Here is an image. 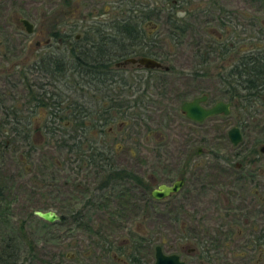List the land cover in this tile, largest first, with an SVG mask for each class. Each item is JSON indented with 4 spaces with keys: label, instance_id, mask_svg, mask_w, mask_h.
<instances>
[{
    "label": "flooded vegetation",
    "instance_id": "1",
    "mask_svg": "<svg viewBox=\"0 0 264 264\" xmlns=\"http://www.w3.org/2000/svg\"><path fill=\"white\" fill-rule=\"evenodd\" d=\"M78 1L57 2L47 24L43 20L35 27L25 13L18 15V27L2 30L0 80L12 79L16 88L3 85L0 91L15 95L22 126L39 131L49 124L54 131L30 145L18 140L20 161L44 146L50 147L47 153L61 149L64 154H50L48 163L36 161L38 172L51 162L77 175L71 188L93 192L84 202L98 208L97 247L93 261L80 264H264V138L241 135L231 142L228 128L237 125L241 131L240 119L216 135L197 130L207 118L230 113L236 103L245 109L229 93L241 88L247 62L263 61L260 19L255 14L247 23L246 0H163L159 6L131 0L111 15L108 9L105 16L79 14L78 8L71 16L60 14ZM152 17L165 23L159 26ZM144 58L159 65L148 66ZM173 77L197 82L217 77L227 95L213 98L209 88L198 86L177 104L166 89L151 92L152 79L162 83ZM196 95L205 96V107L229 101L230 110L194 120L181 104ZM163 100L175 110L166 129L178 122L179 135H153L147 125L143 113L151 104L161 107ZM218 127L225 129L224 119ZM65 184L40 182L34 192L62 196L58 192ZM40 202V209L61 216L44 221L69 218L53 203ZM109 223L142 226L127 224L112 233ZM22 246L29 250L22 243L19 254Z\"/></svg>",
    "mask_w": 264,
    "mask_h": 264
},
{
    "label": "rangeland",
    "instance_id": "2",
    "mask_svg": "<svg viewBox=\"0 0 264 264\" xmlns=\"http://www.w3.org/2000/svg\"><path fill=\"white\" fill-rule=\"evenodd\" d=\"M61 0H0V35L4 30H9V27L17 25V17L19 14L28 13L31 15V18L34 22L35 27H39L40 23L43 20L51 19L52 11L54 6H57V2L59 3ZM75 0H72L71 4ZM131 0H79L75 5L70 8H66L60 12L61 15L66 14V16H71L77 12V8L79 9V14H84L87 12L88 15H96L101 14L105 16L108 14V10H110L111 15L112 12H116L117 8H127ZM150 3L154 5H162L163 0H149ZM168 0L167 2L169 3ZM195 2V0H191ZM193 4V3H192ZM191 4V5H192ZM186 7V6H185ZM57 9V8H56ZM108 9V10H106ZM165 9L167 11L166 5ZM242 10L247 12V23H249V16L257 15L258 19L261 21L262 27V39L261 43L264 45V5L263 0H246L245 4L242 6ZM95 11V12H94ZM153 22H157L160 26L161 23H165V21H158L157 18L152 17ZM45 23V22H44ZM257 27H259L260 23H256ZM254 26V24H253ZM4 29V30H3ZM3 30V31H2ZM1 37V36H0ZM11 48V47H10ZM12 51L14 46H12ZM22 55V53H21ZM20 55V56H21ZM18 57V56H17ZM7 63V62H6ZM1 66L6 67L7 65L2 62ZM155 81V80H154ZM185 81V82H184ZM175 79L174 77L170 80L162 81V83H154L153 79L151 80L150 89L151 92L159 95L160 91L166 89L174 98L173 101L177 104L184 98L191 96V93L186 95L185 91L191 89H198V86L204 88L207 91H212L213 98H225L227 95L220 91L221 81L217 79V77L206 80L196 81L194 80H184ZM197 82L192 86L191 84ZM185 84L182 88L180 84ZM5 83V84H4ZM4 85V86H3ZM3 86L5 89L15 90V84L11 86L7 84L6 81L0 80V87ZM12 87V88H11ZM207 87V88H206ZM156 91V92H155ZM195 91V90H193ZM158 92V93H157ZM15 93V91H14ZM195 93V92H193ZM192 93V94H193ZM15 97V95H14ZM6 103H11L12 99L10 96H7L4 99ZM15 102V101H14ZM158 103L151 104L148 106L146 110V120L149 121L147 124L148 127L153 129L154 134L166 133L167 135H176L180 133L181 129L178 125V122L170 128L166 129L165 121H168L173 112L167 107L170 105L168 101L163 100L161 107L157 106ZM176 104V105H177ZM177 108V106H176ZM254 110L249 108L242 112L244 109L231 108V112L225 116H217L207 118L202 122V124L197 127L198 132H202L203 134L216 135L217 132L225 131L228 126L232 124H236L237 120L240 119L241 123V131L243 138L248 140V137H262L264 138V104L259 101L258 104L255 105ZM1 114V113H0ZM142 114V113H140ZM176 121H179L177 116H175ZM224 119L226 123V127L224 130L220 129L218 125L221 123V120ZM243 120V121H242ZM219 123V124H218ZM228 124V125H227ZM144 130V127L141 130L142 134H147V129ZM167 130V131H166ZM35 139L39 138V140L44 136L41 131L34 132ZM43 135V136H42ZM50 148V147H49ZM47 146L42 147L39 152H34L31 156H27L28 158L25 162L20 161V148L17 144V148L15 151L7 150L5 154L0 157V175L6 177L8 181V190L10 197V207L9 212L11 213V217L9 219V224L15 226L19 224L21 221H25L22 225L28 234L33 232V237L35 239L36 247L33 250V253H29L27 248L22 246L21 254L19 256V262H24V264H80V263H91L93 261V252H95L97 247V234H94L91 230L87 229L85 225L77 224L75 219L71 218V214L75 209H82L84 206L86 207L84 211V215L82 217V221L87 222V220H92L89 225L95 229L96 224L98 225V208L96 205L87 207L85 205L84 199H86L90 194H93L92 191L89 193H85L84 191L73 189L71 185L75 186V181L73 178H76L77 175L72 171H68L67 169H61L55 167L51 162L50 165L47 166V170H43L42 172H38L37 170V162L44 160L42 162L48 163L49 155L57 156L63 155L64 152L61 149L54 147V150L49 151ZM32 165V166H31ZM24 167H28L33 170H25ZM38 172V177H35L34 173ZM57 171L60 173L57 175ZM56 173L55 177L52 178L53 173ZM85 173V171H84ZM67 182V185L65 182ZM49 184L53 183L55 186H61V184H65V189L61 188L62 196H58L55 193L51 192V195L47 198L45 192L42 193L41 190L34 192L37 189L38 183L40 184ZM44 200L48 203H53L56 210L69 212L70 216L63 223L50 224L41 219L38 215H35L34 210L40 209L38 206L40 205V201ZM44 204H48L43 202ZM84 210V209H82ZM5 223L0 221V226ZM128 226H133L134 224L127 223ZM127 224L124 226L126 227ZM141 227L139 223L137 225ZM122 224H113L109 223L107 228L109 232L112 233H120L125 228ZM5 227H0V235L4 231ZM60 254L59 256H56Z\"/></svg>",
    "mask_w": 264,
    "mask_h": 264
},
{
    "label": "trees",
    "instance_id": "3",
    "mask_svg": "<svg viewBox=\"0 0 264 264\" xmlns=\"http://www.w3.org/2000/svg\"><path fill=\"white\" fill-rule=\"evenodd\" d=\"M171 22L173 23V21ZM119 23L125 24L127 23V21H120ZM243 76L244 77L241 79V88H237V91H231L230 89L229 96L232 98L235 97L240 101L242 100V103L245 104L244 110H249V108L251 110H254L256 109L255 105L258 104L259 101L264 104V96L262 95L264 92V56L261 63L247 62L246 73ZM241 80L239 79V81ZM7 81L11 86L14 85V80L8 78ZM4 94H6V92L0 91V157L5 154L7 150L15 151L17 148V144H19L18 140L20 139H22L26 144L29 143V145L32 142H35V140L37 139H35L33 135L34 132H36L35 128L28 124L22 126L19 120H17L19 110H17L18 106L14 95L8 92L6 94V97L10 96L12 102L6 103V101L4 100ZM240 95H242V98H240ZM30 96L32 97V99H35L34 93ZM238 107L239 103H236L235 108ZM29 115H26V117ZM39 131H41L44 136L48 134H50V136L54 135V131L49 126V124L48 126L41 127ZM61 135H64V133H61ZM63 144L64 143H62V145ZM75 150L79 151V148H76ZM22 152L23 154L26 153V151ZM8 181L9 180L6 177L0 175V221L5 223L4 225L0 226L5 227L4 231L0 235V264H24V262H19L21 245L22 243L26 244L27 247H29L28 251L32 253L35 246V240L33 239V237H31V234L26 233V230H24L23 226H21V221L15 226L9 224L8 222L11 217V213L9 212L10 197L9 200L7 197L9 195V193L7 195V191L9 192ZM81 211L82 209H78L75 212L73 211V213L71 214L72 219H75V221H77V224L79 225H85L86 228L91 230L94 234H98V229L96 228V226L94 229L92 225H89V223L82 221V213H80ZM56 256L60 257V254Z\"/></svg>",
    "mask_w": 264,
    "mask_h": 264
},
{
    "label": "water",
    "instance_id": "4",
    "mask_svg": "<svg viewBox=\"0 0 264 264\" xmlns=\"http://www.w3.org/2000/svg\"><path fill=\"white\" fill-rule=\"evenodd\" d=\"M23 23L25 24V27H27L28 30H30L31 28V24L29 22L28 19L23 18ZM146 62V65L148 66H155V65H159L158 62L156 61H152V59L150 60L149 58H144L142 59ZM205 98L204 95L202 96H195L192 99L186 100L182 102L181 104V109L187 114L188 117L196 120L197 121H201L203 119L206 118V116H210L212 114H217V112H223L226 113L230 110V103L229 101L224 102L222 100L220 101H216L215 104H213L212 106H203L201 104V101ZM240 128L237 125H233L231 127L228 128V135L231 138V142L233 143H237L241 137V131H239ZM262 151H264V144H262ZM34 213L40 217H43V219H46L48 221H52V220H59L61 218V216L59 214H57L53 209H47V210H43V209H36L34 210ZM158 264V263H157Z\"/></svg>",
    "mask_w": 264,
    "mask_h": 264
},
{
    "label": "clouds",
    "instance_id": "5",
    "mask_svg": "<svg viewBox=\"0 0 264 264\" xmlns=\"http://www.w3.org/2000/svg\"><path fill=\"white\" fill-rule=\"evenodd\" d=\"M179 15H180V16H183V15H184V13H179Z\"/></svg>",
    "mask_w": 264,
    "mask_h": 264
}]
</instances>
